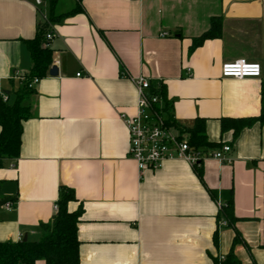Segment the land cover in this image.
Segmentation results:
<instances>
[{"label": "crops", "instance_id": "obj_1", "mask_svg": "<svg viewBox=\"0 0 264 264\" xmlns=\"http://www.w3.org/2000/svg\"><path fill=\"white\" fill-rule=\"evenodd\" d=\"M38 10L55 34L57 74L49 67L35 85L19 155L0 167V197L10 199L0 205V241L38 238L66 186L76 198L68 209L81 206L78 264H212L231 249L241 264H264V122L235 138L220 128L223 117L260 112L264 76L223 78L220 69L238 58L264 64V0H0L7 98L30 70L25 41ZM214 24L219 34L192 49ZM139 75L163 85L174 120L204 119L207 140L230 145V161L206 158L199 175L168 159L140 173L121 117L135 112ZM230 190L233 227L219 224L217 206Z\"/></svg>", "mask_w": 264, "mask_h": 264}, {"label": "trees", "instance_id": "obj_2", "mask_svg": "<svg viewBox=\"0 0 264 264\" xmlns=\"http://www.w3.org/2000/svg\"><path fill=\"white\" fill-rule=\"evenodd\" d=\"M219 30V25H212L210 30L192 39L191 48L199 45L204 39L219 34ZM46 31L45 24H40L35 36L25 41L30 53L31 67L21 79V87L12 91V97L6 100H3L2 96L5 95L3 92L0 95V167L5 159L17 158L20 152L22 123L30 117L28 101L34 92V89L27 87V84L33 77L40 79L45 76L52 63L51 50L43 46ZM150 91L163 99L167 124L174 126L179 133H184L192 147L207 151L217 149L222 145L207 140L204 119L196 118L191 125H183L172 118L163 85L151 84ZM255 121L264 122V81L261 87L259 114L243 118L223 117L220 119L221 132L231 130L235 138L243 127ZM198 167L199 165L194 169L197 170ZM197 171L200 175L199 170ZM210 193L215 197L211 190ZM2 199L0 197V201ZM75 199L70 188L60 186L55 214L50 221L39 225L42 234L36 239L0 241V264H35L37 260H43L46 264H78L77 223L81 214V206L73 211L68 209V203ZM220 217L226 220L227 226H234L236 218L233 213L232 190L224 195L223 205L218 211V218ZM217 239L216 231L213 236L214 245H217ZM238 241L239 237L236 233L233 244ZM212 264H241V262L231 249L224 257H212Z\"/></svg>", "mask_w": 264, "mask_h": 264}, {"label": "built area", "instance_id": "obj_3", "mask_svg": "<svg viewBox=\"0 0 264 264\" xmlns=\"http://www.w3.org/2000/svg\"><path fill=\"white\" fill-rule=\"evenodd\" d=\"M41 1L34 0V3L37 6L41 4ZM38 12L40 24H48L47 14L40 10ZM54 35L52 29L46 31L44 47L49 48L50 41ZM80 74L77 73L76 75L80 76ZM220 74L223 78L234 79L263 76L261 64L247 61L244 58L223 63ZM38 81V77L31 78L27 87L34 89ZM133 82L136 87L135 112L133 115H121V117L128 131V155L136 162L140 173L146 170H156L168 159H180L192 167L200 165L202 160L209 157L218 161H230L229 158L225 157V154L231 151V147L228 144H222L217 149L207 151L192 147L184 133H179L174 126L167 124L164 101L158 94L150 91L151 82L149 79L139 75L133 79ZM2 97L3 100L7 98L5 95ZM222 205L223 202L218 200V210L221 209ZM5 206L9 208V202H6ZM54 209L57 210V204L54 205ZM219 224L227 226L225 219L221 220Z\"/></svg>", "mask_w": 264, "mask_h": 264}, {"label": "water", "instance_id": "obj_4", "mask_svg": "<svg viewBox=\"0 0 264 264\" xmlns=\"http://www.w3.org/2000/svg\"><path fill=\"white\" fill-rule=\"evenodd\" d=\"M50 75L54 76L57 74V68L55 65H52L49 69V72H48ZM262 74L264 76V64L262 65ZM10 199L9 198H4L0 201V205H3L4 203L8 202ZM23 240H26V235H24L23 237Z\"/></svg>", "mask_w": 264, "mask_h": 264}, {"label": "rangeland", "instance_id": "obj_5", "mask_svg": "<svg viewBox=\"0 0 264 264\" xmlns=\"http://www.w3.org/2000/svg\"><path fill=\"white\" fill-rule=\"evenodd\" d=\"M77 209V208H76Z\"/></svg>", "mask_w": 264, "mask_h": 264}]
</instances>
